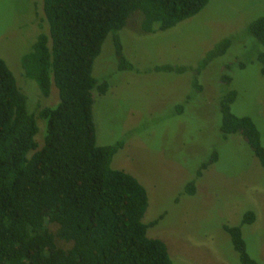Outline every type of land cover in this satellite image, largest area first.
Instances as JSON below:
<instances>
[{
  "label": "rangeland",
  "instance_id": "obj_1",
  "mask_svg": "<svg viewBox=\"0 0 264 264\" xmlns=\"http://www.w3.org/2000/svg\"><path fill=\"white\" fill-rule=\"evenodd\" d=\"M263 15L264 0H208L174 26L144 33L134 11L124 27L105 37L93 61V77L108 83L105 94L93 91L96 144L123 140L110 165L146 189L142 222L149 237L165 243L172 264H241L224 225H240L247 253L264 264V169L239 133L224 137L219 129L221 100L234 89L230 111L252 118L264 148V75L257 59L264 45L247 32ZM47 29L42 0H0V57L31 113V107L59 101L54 86L41 95L21 64ZM224 39L231 41L226 51L200 70L206 53ZM116 40L133 69L118 68ZM164 65L178 70L159 69ZM36 122L40 147L46 122ZM213 153L216 160L196 176ZM193 179L196 190L188 194L185 186ZM249 210L254 221L241 224Z\"/></svg>",
  "mask_w": 264,
  "mask_h": 264
},
{
  "label": "trees",
  "instance_id": "obj_2",
  "mask_svg": "<svg viewBox=\"0 0 264 264\" xmlns=\"http://www.w3.org/2000/svg\"><path fill=\"white\" fill-rule=\"evenodd\" d=\"M207 2L42 0L47 33L37 35L21 64L41 95L48 96L54 86L59 101L55 106L31 107L29 112L25 95L0 57V264H172L165 243L149 237L148 224L142 222L146 189L133 175L110 165L123 140L96 144L93 91L105 94L108 83L93 77L92 65L105 37L124 27L132 12H140L139 28L149 33L195 15ZM247 32L264 45V15L251 21ZM230 43L224 39L209 50L199 69ZM115 48L118 68L133 69L117 40ZM257 59L264 75V52ZM159 69L178 70L171 65ZM236 94L229 90L221 100L220 132L224 137L239 133L264 169L256 124L251 117L230 111ZM37 119L46 122L40 147L34 138ZM216 158L213 153L196 176ZM195 190L193 179L185 192ZM254 219V212L246 211L241 224ZM224 230L240 263L258 264L246 251L240 225H224Z\"/></svg>",
  "mask_w": 264,
  "mask_h": 264
}]
</instances>
